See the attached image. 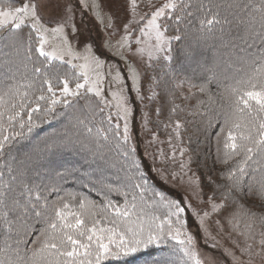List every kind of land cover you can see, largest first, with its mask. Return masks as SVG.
<instances>
[{
	"label": "trees",
	"instance_id": "1",
	"mask_svg": "<svg viewBox=\"0 0 264 264\" xmlns=\"http://www.w3.org/2000/svg\"><path fill=\"white\" fill-rule=\"evenodd\" d=\"M228 2L230 0H183L175 9L174 17L171 16L172 22L168 20L167 26L172 37L178 36L179 39L171 43L167 54H170V57L157 61L156 65H159L153 67L145 89L156 90L158 99L155 102L164 109V113L160 114L164 121L171 125L181 123L179 131L187 135L191 166L200 176L204 195L222 200L223 195L229 194L230 201L233 200L231 196H235V202L234 200L232 203L229 202V207L232 209L243 207L245 211H251L244 201L252 200L250 195L257 196L256 186L253 185L251 192L245 187L244 192L247 194L234 193L230 188L235 177L229 179V174L244 160V153L238 149L239 154H232L230 148H225V143L229 130L237 136L238 144L247 143L240 141L239 135L247 134L254 121L264 119V112L257 111L259 106L255 101H249L251 110L245 108L239 111L236 96L227 86H240L237 85V80L246 78V74L250 73V62L259 53L261 41L248 34L246 25L240 22L243 13L227 9ZM213 16L219 23L214 22L211 25L201 23L212 19ZM256 28H259L258 24ZM7 35L8 33H4L0 37ZM0 41L2 45L4 41ZM35 42L36 40L31 37V59L24 61L27 69L20 68L21 73L27 71L30 77L35 67L42 69L41 73L34 74L35 77L38 75L35 89H43L45 95H51L47 92V84L44 83V80L48 79L57 96L60 95L65 80L71 87L81 83L82 74L74 66L57 60L49 61L40 56L34 47ZM4 60L6 59L0 58V63ZM237 68H242L243 71L237 72ZM209 69L211 71H208ZM181 84L189 88L190 92L183 93ZM83 93L85 95L67 104L66 107L58 106L47 114L43 112L37 114L39 117L34 119L36 122L33 121L32 130L29 132L25 129L23 138L17 137L6 146L4 155L0 156V184H9L15 189L10 193V199L11 196H15L21 202L31 199L32 203L37 205L36 211H40L42 216L33 215L28 220L36 230L46 227V217L54 216V210L62 208L64 204L69 205L64 209L65 213L79 214L89 227L97 219L102 223L100 227L111 226L103 219L104 213L101 210H106L108 215L110 213V217L112 208L123 210L126 197L131 199V196L132 200L139 204L136 206L138 213L145 212L146 209L153 213L151 217L158 211L168 213L165 205L172 202L170 199L178 204V200L181 199L166 190L164 185L158 184L152 175H149L147 168L141 169L130 162L129 150L127 152L125 150L128 143L123 139L118 125L108 117L110 114L94 99L93 93ZM40 103L43 109L46 105L43 101ZM88 104H92L93 107L87 108ZM74 109L80 114H76V111L70 112ZM74 113L77 117L72 116ZM63 116L70 118L71 122L62 127ZM159 123L161 127H168L161 120ZM236 123L241 125L240 128L233 127ZM253 134L255 135L254 131ZM35 135L40 137L37 144L39 150L33 151L30 156L18 162L22 161L23 164L32 166L35 159L42 170L35 172L30 167L22 172L14 170L17 161L11 160L12 153L24 147ZM70 138L72 142L76 141L78 144L74 147L69 145L67 141L71 140ZM52 144L61 146L45 152V146ZM95 150L98 153L92 160H88L92 163L90 171H94L93 165L100 170L104 185L82 183V175L86 170L82 166L76 167L83 159L79 155L89 157ZM138 160L144 166V161ZM72 165L75 167L72 168ZM245 170V182L252 183L253 177L256 180L264 177V153L254 154L252 160L245 165ZM24 185L28 187L25 188ZM21 192L25 195L21 196ZM80 201H84L85 206L92 205V208L85 206L81 208ZM249 205L252 206L253 203L250 202ZM130 209L134 210L132 207ZM68 220H74V216L69 215ZM36 235L37 232L32 231L26 239L33 241ZM31 246L30 243L28 247ZM172 248L176 249L175 257L178 264H194L179 250V245L167 238L147 246L142 245L136 252L126 256L103 260L101 264H155L162 251H171Z\"/></svg>",
	"mask_w": 264,
	"mask_h": 264
},
{
	"label": "rangeland",
	"instance_id": "2",
	"mask_svg": "<svg viewBox=\"0 0 264 264\" xmlns=\"http://www.w3.org/2000/svg\"><path fill=\"white\" fill-rule=\"evenodd\" d=\"M33 2L40 6L38 13L40 22L35 25L37 31H32L33 22L30 18L25 19V26L19 31L24 33L25 38L31 33V37L36 40L35 48L40 46L42 34L45 41L44 50L55 53L57 57L53 60L74 66L82 74L81 84H84L85 79L88 81L80 89L68 85L71 91H78L79 95L63 97L60 93L56 97L61 100L66 99L70 104L85 95L83 92L90 93L88 89L92 87L91 93L94 99L100 106L106 108L110 114L107 116L109 115L108 117L118 125L122 135L127 124L128 147H125V150L126 152L129 150L130 162L141 169L147 168L149 175H152L151 177L158 184L164 185L166 190L181 199L178 200L179 204L170 199L184 209L179 217L169 215L176 210L169 203L165 205L168 213L154 212V216L160 217L161 220L170 219L174 227H180L175 223L177 219L182 221L181 239L185 244L179 245V250L187 247L195 253V259H191L194 264L197 260L199 264H264V245L260 243L264 227L257 221L253 225V230L249 232L244 226L247 217L237 215L233 218L229 214V210L235 213L245 211L243 207L239 209L229 207L233 200L230 201L226 195H223L222 200L204 195L200 176L191 166L187 135L179 131L182 127L181 123L171 125L164 121L160 115L164 113V109L155 102L158 99L156 90L145 89L157 61L170 57V54H167L171 43L176 39L167 29L168 20L172 22L170 18L174 17V11L181 5V0H177V7L174 10L165 9L164 14L157 18L156 23L160 25L159 30L163 32L165 42L162 50H157V30L149 26L148 21L152 13L169 0H137L135 15L130 0H0V9L8 11L24 4L31 6ZM45 4L46 8L43 7ZM54 29L60 30L54 31ZM4 33H8V28L0 31V35ZM3 51L7 49L0 50V58L8 59L3 56ZM37 76L35 83L38 80ZM181 90L183 93L190 92V89L182 84ZM96 91L100 94L96 95ZM36 94L39 95V92L37 91ZM58 106L67 105L61 103L55 107ZM91 107L93 105L88 104L87 108ZM71 111L80 114L76 109ZM76 114L72 116L77 117ZM160 120L168 127H161ZM69 122H71L70 118L63 116L61 126ZM177 124L180 125L179 128ZM38 136L35 135L25 143L24 147L12 153L11 160L17 161L14 170L22 172L28 167L35 172L42 170L35 159L32 166H27L22 161L18 162L30 156L33 151L39 150ZM67 142L72 147L78 144L76 141L72 142V139ZM97 153L98 151L95 150L89 157L79 155L83 159L76 167L82 166L86 170L82 175V183L105 184L100 170L93 165L94 171H90L92 163L89 161ZM138 159L144 161V166ZM87 161L90 164L86 165ZM74 167L72 165V168ZM112 175L114 176V173ZM250 197L253 201L251 199L244 201L248 208L255 212L257 217L264 215L261 213L264 211V202L257 196L250 195ZM126 198L123 207L127 206L133 213L128 220L129 223L135 221L137 215L145 220L151 218L153 213H149L148 209L140 213L137 208L131 210L133 203L136 206L139 204L132 200L133 196L131 199ZM250 202L253 203L252 206L249 205ZM213 205L218 207L214 208ZM85 207L92 208V205ZM101 225L102 223L97 227ZM164 227L167 229V224ZM241 232L245 234L242 235ZM188 237H191L190 243Z\"/></svg>",
	"mask_w": 264,
	"mask_h": 264
},
{
	"label": "snow or ice",
	"instance_id": "3",
	"mask_svg": "<svg viewBox=\"0 0 264 264\" xmlns=\"http://www.w3.org/2000/svg\"><path fill=\"white\" fill-rule=\"evenodd\" d=\"M130 6L135 15L137 0H130ZM43 7L46 8L47 5L45 4ZM176 7L177 0H169L168 3L154 11L148 21L149 26L157 30V50H162L165 46L163 32L159 30L160 25L156 23L157 18L164 14L165 9L174 10ZM39 8L40 6L33 2L31 6L24 4L8 11L0 9V31L8 28V35L0 37V40L4 41L0 45V50L7 49L2 54L8 57L0 63V156L4 155L5 148L11 144V141L17 137H24L25 129L29 132L32 130L34 117L38 118L37 114L41 112L47 114L61 103L68 104L66 99L61 100L56 97L53 85L48 79H45L44 83L47 84V92L51 95H45L43 89H35L34 74L41 73L40 67H35L32 70L33 75L31 77L27 71L20 72L21 67L27 69V64L24 61L31 59L32 48L30 44L31 33L25 38L18 30L25 26V19L30 18L33 22L32 31H37L35 25L40 22ZM226 8L243 13L240 22L246 25L249 35L261 41L259 53L250 62V73L246 74V78L237 80L236 83L240 86L232 87L229 85L227 88H230L231 93L236 96L239 111H243L245 108L251 110L249 101H255L256 105L259 106L257 111L264 112V0H244V2L230 0L226 4ZM214 22L219 23L215 16L212 19L201 21L202 24L207 23L209 25ZM257 24L259 25L258 29L256 28ZM59 30L54 29V31ZM174 39H179V37H174ZM44 43L41 34L40 46L36 52L49 61L56 59L55 53L44 50ZM251 46L249 45V47ZM190 55L192 54L190 53ZM249 55L253 54L249 53ZM236 71L241 72L243 69L237 68ZM86 83H88L87 79H85L84 84L77 83L76 88H83ZM63 85L61 91L63 97L79 95L78 91L70 90L66 80ZM203 90L201 87V91ZM37 91L39 95L36 94ZM88 91H93V88L89 87ZM99 94V91H96V95ZM41 101L46 105L43 109L41 108ZM241 104L243 105L242 108L240 107ZM179 126L177 124V128ZM240 126L239 123L233 125L235 128H240ZM123 139L125 141L128 139L127 124L124 127ZM237 139V136L229 130L225 148H230L232 154H239L238 149L244 153V160L237 169L229 174V179L235 177L230 186L231 191L237 194H247L244 192V188L246 187L248 192H251L253 185H255L257 198L264 202V177L260 180L253 177L252 183L244 181L247 162L252 160L253 155L257 152L264 153V119L258 122L254 121L247 134L241 133L239 135V140L247 143L238 144ZM249 145H254V147ZM59 146L61 145L45 146L44 151L47 152ZM24 187L27 188L28 186L24 185ZM136 187H140V185H136ZM14 191L15 189H12L9 184H0V264H101L103 260L116 259L121 255L126 256L136 252L142 245L147 246L153 242H161L165 238L174 240L178 245L185 244V241L181 239L183 227L181 220L177 219L175 222L180 227H174L170 219L161 220L160 217L153 216L145 220L142 216L137 215L136 220L129 223L128 220L133 213L129 211L127 206L123 210L112 208L111 217L106 210H101L104 213L103 219L108 221L111 226L97 227L100 224V220L97 219L89 227L85 225L79 214L65 213L64 209H67L69 205L64 204L62 208L54 210V216L46 217V227L36 230L32 224L28 223V220L33 215L41 217L42 213L36 211L37 205L33 204L31 199L27 202H21L15 196H11L10 199V193ZM20 195L23 196L25 193L21 192ZM226 198H229V194H226ZM231 198L235 202V196H231ZM36 199L38 200L39 197ZM169 205L176 209L175 212L169 213L170 216L179 217L180 213L184 211L174 202H169ZM84 206V201H80V207L83 208ZM131 207L136 208V204L133 203ZM213 207L218 206L213 205ZM10 213L14 215L10 216ZM229 214L233 218L237 215L247 217L244 226L249 232L253 230V225L257 221L264 227V215L257 217L255 212L250 210L241 213L229 210ZM69 215L74 216V220L69 221ZM157 221L159 223H156ZM165 224L168 226L167 229L164 227ZM234 227L236 226L234 225ZM32 231H36L37 235L33 241H29L26 237ZM241 234L245 233L241 232ZM190 242L191 237H188V243ZM30 243L32 246L28 247ZM260 243L264 245V231L261 232ZM180 251L185 257L195 259V253L187 247L181 248ZM175 252V248H172L171 251H162L155 264H178ZM196 264H199L198 260Z\"/></svg>",
	"mask_w": 264,
	"mask_h": 264
}]
</instances>
